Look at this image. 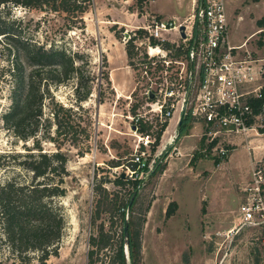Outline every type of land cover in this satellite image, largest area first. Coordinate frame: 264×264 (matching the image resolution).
Returning <instances> with one entry per match:
<instances>
[{
  "label": "rangeland",
  "instance_id": "obj_1",
  "mask_svg": "<svg viewBox=\"0 0 264 264\" xmlns=\"http://www.w3.org/2000/svg\"><path fill=\"white\" fill-rule=\"evenodd\" d=\"M59 1L55 0L57 6ZM66 1L67 10H62L64 8L59 5L56 11L46 5L42 8L10 3L0 6V28L4 33L0 36V156H3L0 161L4 164L0 170L1 183L11 178L19 182L30 178V173L19 163L27 156L26 149H32V144L17 140L2 122V114L10 105V71L16 57H22V49L27 45L46 49L52 46L75 56L78 69L79 79L72 75L62 84H55L52 80L47 84L44 81L40 83V90L48 89L43 102L44 116L59 112V107L71 108L72 113L63 112L64 127L67 129L73 121L80 127L73 130L74 137L79 138L77 146L67 142L61 147L67 153L69 176L66 179V196L58 202L67 226L58 255L50 257L47 264H88V252L96 251L90 240L96 237L100 228L107 247L97 250L94 264H112L122 239V205L127 203L129 192L133 191V181H140L132 213L140 234L139 264L189 263L192 245L182 244L195 238L200 240V254L213 257L215 242L221 241L215 233L224 231L223 224L216 223V216L222 215L223 211L227 214L238 209L241 202L239 190L247 183L252 157L259 156L260 159L264 155V147L258 151L252 148L260 146L256 141L264 140V136L234 137L230 144L223 145L227 154L222 157L219 149L205 146L200 129L192 127L186 120V130L180 136L177 132L178 139L174 144L175 147L177 143L183 144L180 147L183 158L180 160L184 162L176 172L163 176L166 163L179 156L175 147L165 150L152 148L146 166L138 171L137 176L129 178L130 174L120 169L134 153L133 131L129 128L128 117L147 110L141 67L138 65L147 56L146 44L137 46L136 50L132 42V57L124 62L122 48L129 41H126L128 37L125 34L132 37L133 32L137 31V36L140 31L145 32L141 27L152 21L150 11L181 18L188 16L190 0H149L143 3L141 12L137 0ZM226 1L230 44L238 46L248 37L245 49L254 57L264 58V0ZM50 2L53 5V1ZM75 5L80 8H75ZM260 20H263L262 27L257 24ZM165 37L169 41L177 39L173 33ZM179 45L184 44L179 41ZM124 64L128 67L125 68ZM77 86L81 87L78 93L82 96L86 91L90 92L80 109L75 103ZM133 106L135 109L129 114L128 109ZM56 129L52 121L50 133L57 140ZM42 149L54 152L56 147L43 142ZM154 155L158 156L155 158ZM217 159L221 161L218 166L215 165ZM116 165L119 166L114 167ZM159 165L164 169L150 175ZM122 176L124 183L119 185L116 181ZM201 191L209 198V204L199 201ZM177 192L183 212L188 214L190 227L183 223L181 217L168 221L176 210L169 219L165 216ZM205 214L209 215L204 219L208 222L202 228L197 227L198 218L203 219L201 217ZM242 236L239 242H235L236 238L233 240V251L228 252L227 260L230 264H240L243 254V264H258L250 234ZM7 255L8 251L0 244V264H20Z\"/></svg>",
  "mask_w": 264,
  "mask_h": 264
},
{
  "label": "built area",
  "instance_id": "obj_2",
  "mask_svg": "<svg viewBox=\"0 0 264 264\" xmlns=\"http://www.w3.org/2000/svg\"><path fill=\"white\" fill-rule=\"evenodd\" d=\"M226 7V0H194L191 14L181 23L153 18L141 27L146 32L142 38L137 31L132 37L126 34V41L132 38L136 50L146 44L147 55L138 64L147 110L128 117L130 130L135 127L134 153L120 166L129 178L146 166L152 148L175 147L180 119L199 128L205 146L219 149L222 157L227 154L223 145L230 144L232 138L264 136V58L254 57L245 49L246 41L238 46L230 44ZM170 33L177 37L175 41L165 37ZM131 111L133 107L128 113ZM172 120L175 134L164 140ZM239 193L237 224L224 234L215 233L224 238L216 244L215 264H224L228 257L224 242L230 246L244 231L254 242L258 264H264V155L253 162L249 180ZM222 249L225 251L217 260Z\"/></svg>",
  "mask_w": 264,
  "mask_h": 264
},
{
  "label": "trees",
  "instance_id": "obj_3",
  "mask_svg": "<svg viewBox=\"0 0 264 264\" xmlns=\"http://www.w3.org/2000/svg\"><path fill=\"white\" fill-rule=\"evenodd\" d=\"M52 1L53 5L50 0H0V6L10 3L26 8H42L46 5L56 11L60 5L64 8L62 10H67L66 0H60L58 6L55 0ZM147 1L149 0H137L140 12L143 9V3ZM75 8L80 7L75 5ZM262 22L263 20L257 22L259 27H262ZM143 33L139 32L141 38ZM3 34L0 28V36ZM132 41L133 39H130L125 47L129 59H131L134 49ZM260 45L262 44L260 43ZM75 64V56L68 55L64 50L52 46L46 49L27 45L22 49V57H16L10 71L12 78L10 105L8 110L2 114V122L5 129L17 140L24 143L30 141L32 149H26L27 156H24V159L19 163L23 170L30 173L29 181L19 182V180L11 178L3 183L0 182V244L8 251L7 256L20 264H31L34 261L37 264H47L50 257L58 255L66 230L65 214L58 200L66 196L65 186L69 173L67 153L62 151L61 147L67 142L71 146H77L79 138L74 137L75 131L73 130H76L75 127L77 129L80 127L74 121L67 129L64 127L63 112L72 113L71 108L59 107V112L53 111L50 116H44L43 102L48 89L40 90V83L44 81V84H47L48 80H52L55 84H62L70 80L72 75L77 77L78 69ZM49 75L52 76V79ZM77 79L79 78L77 77ZM80 88L77 86L75 89L77 94L75 103L78 109L81 108L82 101H85L90 94L88 90L83 96L80 95L78 93ZM52 121L57 126V140L50 133ZM186 122V120L182 121L181 127L178 128L179 136L186 130ZM43 142L52 143L56 147L55 151H44L42 149ZM2 157L0 156V159ZM80 157H82V153ZM219 163H221L220 160H215L216 166ZM3 165L0 161V170ZM163 169V166L159 165L155 174L160 173ZM116 182L119 185L124 183L122 177H119ZM132 184L133 191L129 192L127 203L122 205V227L124 212L131 197L136 193L129 213L128 230L131 264H139L140 234L136 229L132 213L137 201L138 191L136 190L140 181H133ZM97 206H99V201ZM175 208V203H169L165 212L166 218L173 215ZM103 238V229L100 228L96 237L90 240V245L96 248V251L88 252V264L95 263L94 255L97 250L101 251L107 247ZM254 253L258 259L256 249H254ZM115 263L127 264L123 251V235L112 264Z\"/></svg>",
  "mask_w": 264,
  "mask_h": 264
},
{
  "label": "crops",
  "instance_id": "obj_4",
  "mask_svg": "<svg viewBox=\"0 0 264 264\" xmlns=\"http://www.w3.org/2000/svg\"><path fill=\"white\" fill-rule=\"evenodd\" d=\"M154 1V0H153ZM193 1L194 0H190V14H191V8H192V4H193ZM152 2V1H151ZM187 14L188 16L190 15V14ZM150 14L151 15H153L152 16V18H155L156 17V19H159V20H164L162 17H164V18H166L167 20H165V21H174V22H178V23H181V22H183L188 16H184V18H181V17H178V16H175V15H172V14H170V15H164V14H162V13H158V12H151L150 11ZM131 15H134V14H131ZM143 17V16H142ZM183 21H182V20ZM181 21V22H180ZM124 26H126V25H124ZM125 36H126V34H125ZM247 40H249L248 39V37L243 41V42H245V41H247ZM113 41L114 42H116V40L114 39V37H113ZM113 41L111 42L112 44H114L113 43ZM242 42V43H243ZM122 51H123V61L125 62V61H127L126 59H127V55H126V52H125V47H123L122 48ZM126 64V63H125ZM123 65L125 68L126 67H128L127 65ZM119 67H122V66H119ZM193 127V126H192ZM194 129V128H193ZM197 129H199V128H197ZM170 130H171V132H170ZM169 133V134H168ZM175 134V120H172L170 123H169V125H168V128H167V130H166V133H165V135H164V140H166L167 139V137L169 136V135H172V134ZM192 136V135H191ZM257 142V144L258 145H260V146H255L254 148H252V149H254V151H258V150H260L261 148L263 149V147H264V140H257L256 141ZM256 144V145H257ZM183 144H182V142H180V144H178L177 143V146H176V151H177V153L179 154V156H177L176 157V159H171L170 161H168L167 163H166V167H165V169L163 170V176H167L171 171L172 172H176V170L178 169V167H180V165L184 162L183 161V159H181L180 160V157L181 158H183L182 156H183V152H182V150H181V146H182ZM234 148V147H233ZM249 149H250V147H249ZM234 150V149H233ZM177 154V155H178ZM259 157V156H258ZM258 157H256V158H254V157H252V161L250 162V172H251V167H252V164H253V162H255L256 160H258ZM254 159V160H253ZM176 160H180L181 162L180 163H176ZM218 166V165H217ZM250 172H249V177H250ZM249 177H248V180H249ZM246 178V177H245ZM247 180V181H248ZM180 192V191H179ZM179 192H177V197L176 198H173L171 201L173 202V203H175V205H176V208H175V210H176V212H175V214H174V216L173 217H171L168 221H171L172 219H174V218H178V217H181L182 218V221H183V223L185 224V225H187V227L189 226V222H188V214L187 213H185V212H183V209H182V205H181V202L179 201V198H178V196H179ZM175 193V192H174ZM201 193V198H200V202L202 201V202H206V203H208L209 204V198H207L206 196H205V194H204V191H201L200 192ZM204 198H206V200H204ZM174 210V211H175ZM236 211H238V209L236 210ZM236 211H234V212H231V211H229V212H227V214H226V211H223L222 213V215H217L216 216V223H219V224H223V229H224V231H221V232H218V233H222V232H226V231H228L229 229H231L232 227H234L236 224H237V222H238V212H236ZM221 216H222V218H221ZM207 217H209V215L208 214H205L203 217H201V218H203V219H199L198 218V223H197V227H199V228H202L203 226H204V223H207L208 221H204V219L205 218H207ZM167 221V222H168ZM166 222V223H167ZM226 225H229V227L228 226H226ZM190 227V226H189ZM206 227V226H205ZM186 232L188 231L187 230V228H186V230H185ZM188 233H189V231H188ZM223 233V234H224ZM244 233H247L248 234V231H244V232H242L240 235H238V236H236L235 238H236V240H235V242H239V239H241V237H243L242 235H244ZM206 238V237H205ZM223 237H221V241H216L215 242V250H216V248H217V246H216V244L217 243H221L222 242V239ZM234 238V239H235ZM187 240V239H186ZM185 244H189V245H192V247H191V253H192V255H191V257H190V259H189V264H215L216 263V253L214 252L213 253V257H211V258H208V257H206V256H202V254H200V240L199 239H189V240H187V241H184L183 242V244H182V246H185ZM224 246L225 247H227V251H230V250H232L233 249V247H232V244L229 246V242L228 241H225L224 242ZM198 250V251H197ZM238 250V249H237ZM224 251H225V249H224ZM233 251V250H232ZM223 253L224 252H222L218 257H217V260L219 259V258H221V256L223 255ZM241 261H242V263H240V264H243L244 263V261H245V259L243 258V254H242V257H241ZM178 264H183L182 262H179ZM224 264H230V261L229 260H227V258H226V260L224 261ZM232 264V263H231ZM233 264H235V262H233Z\"/></svg>",
  "mask_w": 264,
  "mask_h": 264
},
{
  "label": "water",
  "instance_id": "obj_5",
  "mask_svg": "<svg viewBox=\"0 0 264 264\" xmlns=\"http://www.w3.org/2000/svg\"><path fill=\"white\" fill-rule=\"evenodd\" d=\"M180 31H181V37L184 38L185 35H184V27L183 26L180 27ZM149 99H153V95L152 94H149ZM181 124H182V119H180V121L178 123V128L181 127ZM131 130L134 131L135 127L132 126ZM154 172H155V170H152L150 175L152 173H154ZM122 178H123V176H122ZM135 196H136V193H134L133 196L131 197V199L129 201V204H128L125 212H124V217H123V227H122L123 251H124V254H125V259H126L127 264H131L130 238H129V230H128V228H129V213H130L131 205H132V203L134 201Z\"/></svg>",
  "mask_w": 264,
  "mask_h": 264
}]
</instances>
